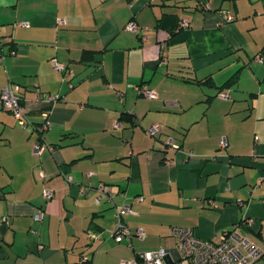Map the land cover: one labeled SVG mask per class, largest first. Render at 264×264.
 <instances>
[{
    "label": "crops",
    "instance_id": "0c3cea01",
    "mask_svg": "<svg viewBox=\"0 0 264 264\" xmlns=\"http://www.w3.org/2000/svg\"><path fill=\"white\" fill-rule=\"evenodd\" d=\"M0 56L28 119L0 110V264H125L176 250L174 225L215 240L243 220L264 246V0H0Z\"/></svg>",
    "mask_w": 264,
    "mask_h": 264
},
{
    "label": "built area",
    "instance_id": "2783aa9c",
    "mask_svg": "<svg viewBox=\"0 0 264 264\" xmlns=\"http://www.w3.org/2000/svg\"><path fill=\"white\" fill-rule=\"evenodd\" d=\"M62 24L64 19H59ZM21 24H27V21H22ZM187 24V23H185ZM127 28L132 31L138 30V25L135 22H129ZM3 59V56H0ZM54 68L58 71H65L66 66L58 61H55ZM138 90L147 98L157 97L154 89L139 86ZM38 99L46 107L60 100L62 97L59 94L44 92L37 90ZM222 97H227V93H222ZM0 110L11 111L20 121V124L27 125V109L21 94V86L9 84L0 91ZM49 109L45 108L42 112L44 122L41 125L43 130L50 126L48 120ZM147 134L156 137L161 133V126L154 124L147 129ZM170 146L177 148V144L173 138L168 140ZM221 148L228 146V141L222 137L219 141ZM42 145L36 143L35 151L40 153ZM92 173H89V175ZM41 176H45L44 173ZM72 181V177H68ZM82 193L89 194V190L85 187L81 188ZM95 190L101 195L110 196V187L105 183H100ZM44 196L51 199L53 192L49 189L44 190ZM111 199V196L109 197ZM141 199V197H139ZM132 207L128 204L116 205V215L118 217V225L114 233L117 241H122L125 237H131L132 232L122 219L125 214L132 212ZM45 216V210L40 209L35 214L36 220H42ZM252 221L243 220L234 224L230 229L225 230L220 237L215 240H204L199 238L193 227L174 225L171 228V233L176 237L178 247L176 250L158 248L152 250H143L138 252L133 258L124 261L125 264H264V246L255 242L245 231ZM136 234L143 236V230L138 229ZM89 235L94 237V233ZM87 261V258L84 259Z\"/></svg>",
    "mask_w": 264,
    "mask_h": 264
},
{
    "label": "trees",
    "instance_id": "16d2710c",
    "mask_svg": "<svg viewBox=\"0 0 264 264\" xmlns=\"http://www.w3.org/2000/svg\"><path fill=\"white\" fill-rule=\"evenodd\" d=\"M200 83L202 81H199ZM204 83H207V84H210L212 85L213 84V81L211 79H207L204 81ZM235 83V78L233 77L232 79H230L229 81H227L224 86H229L231 84ZM121 119H129V120H132V118L130 116H127V115H122L121 116ZM83 264H92V261L91 260H87L86 262H83Z\"/></svg>",
    "mask_w": 264,
    "mask_h": 264
}]
</instances>
